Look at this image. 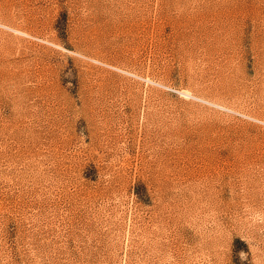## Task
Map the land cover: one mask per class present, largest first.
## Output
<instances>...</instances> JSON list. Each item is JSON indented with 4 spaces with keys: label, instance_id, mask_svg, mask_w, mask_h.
I'll list each match as a JSON object with an SVG mask.
<instances>
[{
    "label": "rangeland",
    "instance_id": "obj_1",
    "mask_svg": "<svg viewBox=\"0 0 264 264\" xmlns=\"http://www.w3.org/2000/svg\"><path fill=\"white\" fill-rule=\"evenodd\" d=\"M0 264H264V0H0Z\"/></svg>",
    "mask_w": 264,
    "mask_h": 264
},
{
    "label": "bare ground",
    "instance_id": "obj_2",
    "mask_svg": "<svg viewBox=\"0 0 264 264\" xmlns=\"http://www.w3.org/2000/svg\"><path fill=\"white\" fill-rule=\"evenodd\" d=\"M188 93V92H187Z\"/></svg>",
    "mask_w": 264,
    "mask_h": 264
}]
</instances>
